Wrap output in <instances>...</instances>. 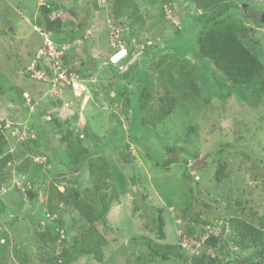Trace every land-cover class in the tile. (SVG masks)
Listing matches in <instances>:
<instances>
[{"label":"rangeland","instance_id":"rangeland-1","mask_svg":"<svg viewBox=\"0 0 264 264\" xmlns=\"http://www.w3.org/2000/svg\"><path fill=\"white\" fill-rule=\"evenodd\" d=\"M121 2L0 0V264H66L63 251L91 223L65 202L44 217L46 203L56 188L91 199L97 184L111 198L94 223L104 259L67 264H194L205 253L253 264L256 233L237 224L264 233V76L233 84L200 56L194 0ZM230 2L264 62V0ZM41 5L63 27L41 24ZM119 46L129 57L108 65ZM45 160L47 176L35 165ZM212 234L224 253L206 241ZM150 242L174 252L153 255Z\"/></svg>","mask_w":264,"mask_h":264},{"label":"trees","instance_id":"trees-1","mask_svg":"<svg viewBox=\"0 0 264 264\" xmlns=\"http://www.w3.org/2000/svg\"><path fill=\"white\" fill-rule=\"evenodd\" d=\"M178 1L179 0H174ZM196 8L202 11L197 20L202 21L205 30L199 36V54L201 57L210 61L216 69L225 76L233 84H251L256 82L259 78L264 76V62L261 58L249 47L247 46L243 39L240 36V33L244 31L240 20H233L230 18L231 15V2L230 0H194ZM121 5V0H118L117 5ZM40 10L44 16L43 22L40 23L45 25L49 30H54L57 27H63L62 18H51L52 9L46 5H41ZM249 16H253L255 13L254 10H247ZM4 85L2 80H0V94H4ZM170 104L162 107V113L160 119L164 120L169 116L173 109L174 101L169 100ZM8 149V142L5 135L0 129V157ZM76 159V158H75ZM74 159V160H75ZM173 159L171 156L166 157L164 163ZM84 160V158L76 159L75 163H79ZM158 161V160H157ZM42 162L37 161L35 165L37 166V172L48 175L49 168L45 169V166L48 164V160ZM159 162V161H158ZM103 166V167H102ZM92 172H95V166H91ZM100 170L104 171V165L100 166ZM223 166L220 165L217 169L218 175L223 174ZM98 179L102 182L104 181L103 176L98 172L96 174ZM101 178V179H100ZM107 187L109 184L104 183ZM3 192V191H1ZM97 193L94 194V197L91 199L80 197L79 193H73L70 189H55L52 195L48 199V208L46 209V215L50 216L55 214L57 210V203L65 202L73 204L77 210H79L84 217L91 223L89 232L85 237L75 244L68 246L62 253L63 262L70 263L73 259L86 255H93L95 259L101 261L104 259V245L106 239L94 225L96 221H103V216L110 209V196L107 193L102 192V188L97 184ZM31 194L32 191H29ZM56 193V194H55ZM35 195L37 193H34ZM38 197V195H37ZM55 201H57L55 203ZM0 207H5L4 201L0 198ZM56 222L59 225L54 226L58 231L59 226L62 225V221L59 217H55ZM264 222H262L263 224ZM238 226L246 228L248 232L252 231L256 233L253 241L255 245L258 246V250L255 252V255L258 257V260L253 264H262L264 261V233L261 229L248 225L247 223L240 221ZM236 226V225H235ZM52 228V227H50ZM47 229V228H46ZM194 230V229H193ZM193 230L191 233H193ZM40 231V230H39ZM42 232V231H40ZM229 239V238H228ZM233 239V238H232ZM221 237L216 235H210L207 237L206 241L211 246H218V248L224 253L225 252V243H221ZM152 254L159 255L163 259L170 258L169 254L174 252L172 246H167V251H163L157 243H149ZM194 264H224L217 257H212L203 254L201 257L195 256Z\"/></svg>","mask_w":264,"mask_h":264},{"label":"built area","instance_id":"built-area-1","mask_svg":"<svg viewBox=\"0 0 264 264\" xmlns=\"http://www.w3.org/2000/svg\"><path fill=\"white\" fill-rule=\"evenodd\" d=\"M128 56V49L125 46H119L110 55L108 64L112 66L120 65Z\"/></svg>","mask_w":264,"mask_h":264},{"label":"water","instance_id":"water-1","mask_svg":"<svg viewBox=\"0 0 264 264\" xmlns=\"http://www.w3.org/2000/svg\"><path fill=\"white\" fill-rule=\"evenodd\" d=\"M199 163H202V168H207L208 161H206V160L203 159Z\"/></svg>","mask_w":264,"mask_h":264},{"label":"clouds","instance_id":"clouds-1","mask_svg":"<svg viewBox=\"0 0 264 264\" xmlns=\"http://www.w3.org/2000/svg\"><path fill=\"white\" fill-rule=\"evenodd\" d=\"M129 55H130V54H129ZM128 57H129V56H128ZM128 57H127V58H128ZM127 58H126L125 60H127ZM125 60H124V61H125ZM124 61H123L121 64H123V63H124ZM121 64H120V65H121ZM108 65H109V64H108ZM117 66H118V65H117Z\"/></svg>","mask_w":264,"mask_h":264},{"label":"crops","instance_id":"crops-1","mask_svg":"<svg viewBox=\"0 0 264 264\" xmlns=\"http://www.w3.org/2000/svg\"><path fill=\"white\" fill-rule=\"evenodd\" d=\"M122 65V64H121ZM121 65H118V66H121ZM110 66H112V65H110ZM118 66H114V67H118Z\"/></svg>","mask_w":264,"mask_h":264}]
</instances>
